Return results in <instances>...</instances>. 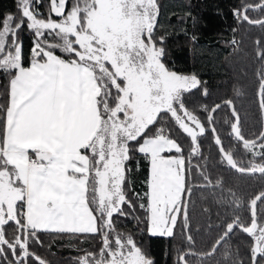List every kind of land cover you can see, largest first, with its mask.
<instances>
[{
	"label": "snow or ice",
	"instance_id": "1",
	"mask_svg": "<svg viewBox=\"0 0 264 264\" xmlns=\"http://www.w3.org/2000/svg\"><path fill=\"white\" fill-rule=\"evenodd\" d=\"M42 2L16 0L15 14H0V74L8 78L0 104V264H47L31 251L33 242L41 243L40 232L100 237L98 250L77 264H154L113 219L127 215L124 205L135 207L126 185L127 162L136 152L149 166L146 191L137 194L149 235L174 238L180 223L193 247L188 177L197 170L205 188L223 192L206 165L192 163L205 159L200 137L213 134L221 164L264 176V130L246 137L232 99L203 106L200 113L187 107L185 93L202 81L163 62L164 38L154 36L157 0H49L46 16L33 6ZM252 7L264 10V3L242 5L234 15L264 26L246 14ZM25 28L33 34L27 63L19 35ZM201 94L207 96V88ZM258 105L264 113V73ZM222 108L229 109L228 137L248 161L238 159L236 147L225 146L217 131ZM164 117L190 139L187 155ZM227 195L221 203L233 215L218 226L222 231L204 255H215L239 229L253 238L249 264H264V190L243 202L231 190ZM241 208L247 221L237 214ZM196 255L177 248L175 264H190Z\"/></svg>",
	"mask_w": 264,
	"mask_h": 264
},
{
	"label": "trees",
	"instance_id": "2",
	"mask_svg": "<svg viewBox=\"0 0 264 264\" xmlns=\"http://www.w3.org/2000/svg\"><path fill=\"white\" fill-rule=\"evenodd\" d=\"M162 8L172 6L163 23L158 21L154 36L164 38V63H173L172 69L182 73L196 75L202 81L200 88L185 93L184 100L187 107L198 113L203 106H213L223 99H232L239 114L240 126L246 137H254L262 130V117L258 105V88L263 73V62L260 54L264 53V26L252 25L235 17L234 10L242 5H258L262 0H158ZM182 6L177 9L175 4ZM45 16L49 12V0H43L40 5H33ZM161 10V8H160ZM16 13V0H0V14ZM250 20L264 18V10H247ZM159 15L161 13L159 12ZM162 16V15H161ZM160 16V17H161ZM55 18V17H54ZM160 18V20H162ZM235 32L236 44L230 43L231 31ZM23 43V57L25 63L30 59L33 34L27 28L20 32ZM259 42V43H258ZM61 54V53H57ZM243 59L245 64L238 65L243 75H236L234 61ZM7 76L0 74V104L5 103ZM202 88H207L208 95L201 94ZM201 118L203 114L201 113ZM230 119L229 109L222 108L215 116L217 131L225 146L237 149V158L248 161L250 157L240 150L239 145H233L229 139L230 129L224 123ZM164 124L170 129L173 138L177 139L185 149L187 155L190 149V139L177 126L164 117ZM200 148L205 159H193L192 163L206 165V174L212 183L220 182L221 188H205L199 172L193 170L188 177L192 187L187 201L188 224L190 235L194 242L189 247L178 223L174 238L151 236L148 233L147 216L139 205L144 201L137 198L146 191V177L148 175V161L138 152L133 153L127 162L128 198L134 208L124 205L126 216L115 215L114 223L118 231L132 234L137 244L154 261V264H175L176 249L197 254H206L221 233L218 227L226 217L233 215L231 206L221 203L222 197L230 199L229 190L236 193L240 201L250 198L254 193L264 190V176L260 174L243 175L220 163L217 146L213 142V135L207 132L200 137ZM264 208V205L260 206ZM248 220L246 208L237 213ZM11 234L12 229H6ZM40 244L33 242L31 251L44 259L47 264H77L86 252L98 250L100 237L88 235H74L68 233L40 232ZM253 238L241 232L233 231L227 243L221 246L210 257L190 256V264H239L244 261L249 264V247ZM153 250V255L149 251ZM11 259V257H9ZM29 264H33L30 260Z\"/></svg>",
	"mask_w": 264,
	"mask_h": 264
},
{
	"label": "rangeland",
	"instance_id": "3",
	"mask_svg": "<svg viewBox=\"0 0 264 264\" xmlns=\"http://www.w3.org/2000/svg\"><path fill=\"white\" fill-rule=\"evenodd\" d=\"M157 4H158V8H159V12L161 13V15H159L158 14V17H157V22L159 21L160 23H161V21H162V23H163V19L165 18V16L167 15V14H169V11L172 9V6H170V5H166L165 7H163L162 8V5L159 3V1L157 0ZM175 6H176V8L177 9H182V6L181 5H179V3L178 4H175ZM160 8H161V10H160ZM161 16V17H160ZM162 17H163V19H162ZM160 18L162 19V20H160ZM235 32H236V30H232L231 31V39H230V43L232 44V45H235L236 44V41H235ZM164 62V61H163ZM234 65H235V68H236V72H238V74L236 75L238 78H240L239 77V74L241 75V76H245V74L243 75V73L242 72H244L243 70H239V68L237 67V64L238 65H244V66H247V63L245 64V62H244V60L241 58V59H236L234 62ZM166 64V63H165ZM173 63H170V64H168V68L170 69V70H173V71H176L175 69H172V67H173ZM178 74H182V75H193V74H191V73H182V72H178V71H176ZM140 154V153H139ZM173 154H175V153H173ZM142 156H143V154H141ZM144 157V156H143ZM145 158V157H144ZM149 167V166H148ZM154 253H153V250H151V251H149V255H153Z\"/></svg>",
	"mask_w": 264,
	"mask_h": 264
},
{
	"label": "water",
	"instance_id": "4",
	"mask_svg": "<svg viewBox=\"0 0 264 264\" xmlns=\"http://www.w3.org/2000/svg\"><path fill=\"white\" fill-rule=\"evenodd\" d=\"M262 3H264V0H262L259 4H262ZM257 9H259V8H255V7H252V8H249L248 10H257ZM261 20H264V18H262ZM250 24H252V23H250ZM252 25H254V24H252ZM255 25H257V24H255ZM263 73H264V62H263ZM258 92H259V88H258ZM258 92H257V96H258ZM261 111V110H260ZM261 117H262V124H263V126H262V130H264V113H262L261 112ZM213 135V134H212ZM211 251V250H210ZM210 251H208V252H210ZM207 252V253H208ZM198 256L199 257H205V255L204 254H198Z\"/></svg>",
	"mask_w": 264,
	"mask_h": 264
},
{
	"label": "built area",
	"instance_id": "5",
	"mask_svg": "<svg viewBox=\"0 0 264 264\" xmlns=\"http://www.w3.org/2000/svg\"><path fill=\"white\" fill-rule=\"evenodd\" d=\"M235 17H237V16L235 15Z\"/></svg>",
	"mask_w": 264,
	"mask_h": 264
}]
</instances>
